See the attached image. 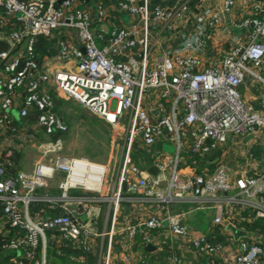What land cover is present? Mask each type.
Instances as JSON below:
<instances>
[{"label":"built area","instance_id":"obj_1","mask_svg":"<svg viewBox=\"0 0 264 264\" xmlns=\"http://www.w3.org/2000/svg\"><path fill=\"white\" fill-rule=\"evenodd\" d=\"M152 1L0 0V226L10 234L0 251L22 249L25 261L13 264H45L48 241L56 253L77 252L68 256L76 264H148L142 248L164 244L168 264H184L185 252L219 264L224 245L212 233L190 237L186 214L212 211L211 230L264 221L259 162L232 170L219 157L211 171L194 167L213 148L224 156L230 136H264V0ZM54 31L57 68L34 51ZM246 82L255 105L238 95ZM58 98L119 137L109 187L106 165L62 155L59 138L38 145L28 172L6 171L26 141L66 131ZM168 145L172 154L160 149ZM135 147L154 175L130 159ZM102 203L107 228L97 231ZM229 259L264 264L260 236L240 240Z\"/></svg>","mask_w":264,"mask_h":264},{"label":"crops","instance_id":"obj_2","mask_svg":"<svg viewBox=\"0 0 264 264\" xmlns=\"http://www.w3.org/2000/svg\"><path fill=\"white\" fill-rule=\"evenodd\" d=\"M90 1L93 4L96 1L97 2L100 1L104 5H108V4L112 3V0H90ZM216 2H219V1L217 0ZM120 18L122 21L126 20V17L123 15H121ZM224 22H227V20L224 19ZM59 32H60V34H62L61 30H59ZM57 34H58V32L54 31L52 34L53 36L51 38L45 39L46 43H47V50L46 51H47L48 55L47 56L44 55L41 58L42 63H45L49 67H55V68L60 66V63L55 58V46L54 45H55L56 40L58 39ZM215 38L218 40H216ZM215 38H214V40H212L210 42V46H212V45L218 46L219 44L222 43V40L220 39V38H222L221 36L215 37ZM247 82L245 85L249 88V86H248L249 84ZM58 105H59V103L57 105H55L54 111ZM252 105H255V104L252 103ZM16 120H14V121H16ZM16 124L18 125V122H16ZM52 141H47L44 143H48V142H52ZM27 142H29V141H27ZM231 145H233L235 148L233 153L231 154V156L229 154H226L225 152H224L225 153L224 156H221V154L219 152H217V154H215L210 160H208L205 156H203L202 158L198 159L195 162V164L198 163V166L196 167L194 164V167L199 171L204 167H206L208 169V171H211L214 167V163L219 159V157H222L224 162L226 163V165L229 167V169H232V170H234L236 168H241L243 165L250 167L252 164H254V162L260 163L262 160H264V136L263 137L261 135L258 136L257 134H255L252 137L250 135H247V136H244L241 138L230 136L228 138L226 144H224V146L230 147ZM33 146H34V142L32 143V145L30 144L29 147L32 149ZM241 146L245 147L243 149L244 151L242 150ZM166 147L167 146H165V147L163 146V147H160V149L163 152H167ZM252 148L254 150H252ZM22 149L23 148H21L19 150V152H17V153H19L18 161H17V171L28 172L29 171L28 169H27L28 171L27 170H25V171L18 170V164H19L21 153H22ZM142 161H143V163H142L143 168L146 167L148 170L150 168L149 167L150 160H147V159L145 160L143 158ZM238 166H240V167H238ZM53 186H54V184H53ZM185 206L188 207V205L186 203L175 204L173 207L176 211H178V210H185ZM98 209H99V214L96 216L97 218L95 220V228L97 231H100V230L107 228V223H106V218H105L106 214L104 212L105 208L101 210L99 207ZM195 212H200L201 216H199L198 218H196V217L192 218L191 216ZM80 213H81V211L79 212V214ZM84 216L85 215H81L80 219H81V217H83V219H85ZM212 217H213V213H212V211H210L208 209L191 211L185 215L184 224H186V222H190L189 223L190 225H189V227H187V230L191 236H193V237H207L210 233H212L213 234V240L219 241L224 245L225 255L220 256L221 259H213L214 263L219 262V264H227L230 261L229 258L231 256V254H233L234 252H236L238 250V242L242 239L246 240V239L250 238L251 236L257 235V236H260L261 244H264V236L256 234L255 232L248 231V230L244 229L241 225L229 226V225L225 224L224 226L216 227V228H214V230H211L212 228L210 227V221H211ZM230 229H233V231H231ZM7 231H8L7 226L2 224L0 226V238L2 239L3 242H7L8 239L10 238V234ZM49 246H47V247H49ZM147 247H149L148 250H146V247L142 248V253L145 254V257H147L148 264L151 262H154V261H155L154 264H168L166 261V258L168 257L169 253H168V249H167L166 244H164L162 247L160 246V250H157L153 246H147ZM65 249L70 250L72 252V250L70 248H65ZM70 254H73V253H70ZM70 254L67 253L65 260H67L70 264H76L74 262L69 261L68 256ZM184 256H185L184 264H203V261L201 259L196 258L191 253L185 252ZM2 258H4V260H2L1 264H8V262H11V264H13L15 261H19V260H21L22 262L25 261L24 251L22 249H19L16 251H8V250L5 252L0 251V259H2Z\"/></svg>","mask_w":264,"mask_h":264},{"label":"rangeland","instance_id":"obj_3","mask_svg":"<svg viewBox=\"0 0 264 264\" xmlns=\"http://www.w3.org/2000/svg\"><path fill=\"white\" fill-rule=\"evenodd\" d=\"M79 9L83 8V5H78ZM238 95L241 101L245 105H252V98L256 95L250 93V89L241 84L237 88ZM59 99V105L55 108L57 116L61 118L66 126V131L61 133L57 138L61 141V153L68 157L85 158L94 162L102 163L108 168V187L111 185L114 176L116 175L120 165L121 154V141L119 137H116L111 128L105 123L99 121L87 111L80 108L71 100ZM11 117L16 120V110L10 111ZM40 139L35 138L29 142H25L23 145L22 153L20 156L18 170L25 171L31 168L32 163L39 159L38 144L50 141L49 136L39 134ZM34 142V146L31 149L29 146ZM242 150L245 148L241 146ZM168 154H172L174 149L171 145L166 147ZM234 146H223L219 149L220 152L231 154L234 151ZM252 150H254L252 148ZM244 151V150H243ZM49 157V156H48ZM47 158V157H46ZM137 158V159H136ZM130 159L135 162L139 169L143 168V161L137 155L136 147L132 148ZM261 166H264V160L260 162ZM27 170V171H28ZM108 192V191H107ZM108 193H106L107 195ZM100 209L106 207L105 203L99 205ZM187 206H185L186 210ZM201 216L200 212H195L191 217L198 218ZM83 219V217H81ZM190 222H186L185 226L189 227ZM201 228V227H200ZM190 235V233H189ZM190 237H193L190 235ZM47 264H51V259H46ZM64 264H70L67 260H64Z\"/></svg>","mask_w":264,"mask_h":264},{"label":"trees","instance_id":"obj_4","mask_svg":"<svg viewBox=\"0 0 264 264\" xmlns=\"http://www.w3.org/2000/svg\"><path fill=\"white\" fill-rule=\"evenodd\" d=\"M4 45L2 43H0V48H3ZM47 43L46 40L44 38H38L36 41V44L34 46V51H35V59L37 61V63L41 62V58L44 55H48L47 53ZM61 134H55L54 136L50 137V141L54 140L55 138L59 137ZM38 139H40L39 135L37 136ZM14 140V139H12ZM18 156L19 153H14L12 154V156L9 158V162L11 165H9L6 168V171L8 172L9 175H12L15 171H17V161H18ZM193 159H195V157H193ZM192 160V159H190ZM190 160H188V162H190ZM197 161V160H196ZM195 166H198V163L195 164ZM241 226L251 232H255L256 234H259L261 236H264V221L261 219H256L254 220L252 223L250 224H241ZM2 239L0 238V243H2ZM65 248L67 247H63L59 250V253H56L54 251V246L50 245L49 247H46L45 250V264H47L46 259L49 257L51 259V264H64V260L65 257L70 253L73 254H77V252H71L70 250H66ZM37 248L34 252V257L37 258L39 257V252H38ZM5 252V251H2ZM2 260H4V258L0 259V264L2 262ZM8 264H11V262H8Z\"/></svg>","mask_w":264,"mask_h":264},{"label":"water","instance_id":"obj_5","mask_svg":"<svg viewBox=\"0 0 264 264\" xmlns=\"http://www.w3.org/2000/svg\"><path fill=\"white\" fill-rule=\"evenodd\" d=\"M76 1H84L86 2L87 0H76ZM157 2V0H153L152 3H155ZM55 105L58 104L57 101L54 102ZM178 118H181V115L178 116ZM215 154H217V149L216 148H213L211 149L206 155L205 157L210 160ZM150 174L154 175L156 170L153 168V167H150L148 170H147ZM122 190H124V185H122ZM78 210H80V206L77 207ZM231 231H233V229H230ZM47 246L50 245L49 241L46 243ZM149 247H146V250H148Z\"/></svg>","mask_w":264,"mask_h":264}]
</instances>
